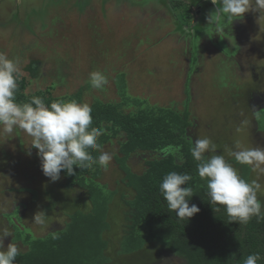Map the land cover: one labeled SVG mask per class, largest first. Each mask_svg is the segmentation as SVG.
Wrapping results in <instances>:
<instances>
[{
    "label": "rangeland",
    "instance_id": "rangeland-1",
    "mask_svg": "<svg viewBox=\"0 0 264 264\" xmlns=\"http://www.w3.org/2000/svg\"><path fill=\"white\" fill-rule=\"evenodd\" d=\"M120 1H117L118 5L114 11L109 7L105 8V19L97 1L90 2L92 5L84 9V13L82 9V12L72 8L66 9L61 14L58 13L59 17L53 27L54 33L49 30L50 26L46 30L35 28V36L33 32L19 33L21 30L17 26L13 29L7 26L3 29L1 26L0 52H6L9 58L17 59L21 70L26 67L30 58L42 61L37 77L29 79V93L53 86L54 97L70 96L89 83L91 72L100 71L106 76L108 83L102 89H94L90 85V91L84 95L83 100L88 104L92 103L93 98L105 102L114 101L117 98L114 91V73L118 67L128 75L125 81L132 95H146V92L150 91L153 95L150 97L151 102L170 104L175 113L178 109L182 112V101L180 104L175 102L176 86L168 83L158 92L154 83L157 82L156 79H171H168L167 75L157 74L155 79L148 73L162 68L166 58H169L173 51L175 54L180 51L178 45L172 44L178 38L176 22L185 23L187 26L196 23L200 17L195 12L197 5L205 7L204 3L210 4L211 1L124 0L128 1V4H120ZM80 4L84 7L83 1ZM252 14L256 16L255 20H264V13L254 11ZM248 15L250 16L248 13L245 20L250 21ZM256 34L263 49L264 24L261 33ZM166 42H171V45L165 46ZM182 52L181 50L179 53ZM212 53L213 60L208 61V57L206 59L205 55H201L202 59L198 63L197 73L202 74V78L196 81L194 88V92L195 89L198 92V98L191 102L189 121L193 126L190 125L186 129L184 137L186 140L191 137L193 141L209 137L216 144V154L224 155L240 176L246 172L245 168H248L247 181H258L262 185V190L257 195L264 205V175L252 171L248 165L236 162L234 157L228 154L229 150H235L237 142L246 147H264V134L258 135L256 125L251 121L254 112L264 110V88L257 87V82L253 84L245 79L244 82L236 79L238 71L232 79H229V76L228 79L225 78L226 75L220 70L224 55ZM256 53L257 55L255 52L253 54L255 57L260 55L259 52ZM173 61L172 57L170 67L176 74L183 67V61L179 59L175 64ZM135 71V75H130ZM221 84L225 87L220 86ZM118 140H111L103 148L113 154V159L107 171L100 167L102 172L98 179L101 184L116 190L108 219L111 228L116 226V230L114 233L105 234L107 240L114 244L128 231L120 195L130 193L120 181L124 174L114 160L119 150ZM37 151L30 147V137L20 129H16L11 136L0 134V233L6 229L14 237L7 216L20 215L22 225L34 237L41 238L51 231L63 228L68 216L74 212H87L90 209L87 194L83 189L76 186L65 189L62 187L65 181L61 176L58 181L52 182L43 174ZM146 157L140 153L133 154L126 161V166L131 171L140 172ZM39 211L46 214L44 225H37L32 221ZM11 241V236L5 237V247ZM16 242L23 251L24 245ZM157 249L146 245V248L133 255H124L118 252L117 245L112 246L107 251L110 258L108 264H171L168 258L172 255L164 250L159 253ZM175 260L179 259L174 257L173 264Z\"/></svg>",
    "mask_w": 264,
    "mask_h": 264
},
{
    "label": "trees",
    "instance_id": "trees-1",
    "mask_svg": "<svg viewBox=\"0 0 264 264\" xmlns=\"http://www.w3.org/2000/svg\"><path fill=\"white\" fill-rule=\"evenodd\" d=\"M121 3L128 4V1L121 0ZM28 86L29 82L21 77L18 102H26L32 96L42 97L46 103L60 98L84 102L83 97L91 88L89 82L70 96L54 97L53 86L34 93L27 91ZM125 87L124 83L119 87V103L93 98L90 105L92 126L104 130L98 140L103 148L111 140L119 139L114 160L124 174L120 181L130 192L120 195L128 231L115 244L107 240L105 234L116 230V226L111 228L108 221L116 190L98 181L102 172L99 166L93 169L74 166L73 175L61 171L60 176L65 181L62 187L83 189L90 209L74 212L68 216L63 228L41 238L34 237L26 228L28 233L17 230L14 237L25 249L17 257L16 264H108L107 251L116 245L118 252L124 255H133L146 245L157 247L159 253L164 250L184 264H243V258L254 252L264 256V220L258 222L253 217L246 224L230 222L223 206L219 212H214L208 202L206 181L198 176L197 162L184 137L190 125L188 113L180 118L170 108L160 107L159 103L153 105L131 97ZM169 145L183 147L180 153L165 155L163 150ZM89 151L94 157L99 155L92 149ZM138 153L148 158L142 163L140 172L131 171L126 161ZM171 171L186 172L193 177L190 183L195 194L189 203H195L200 211L189 220H181L175 212H170L160 195L159 184ZM245 171L241 177L247 180L248 169ZM258 264H264V260Z\"/></svg>",
    "mask_w": 264,
    "mask_h": 264
},
{
    "label": "clouds",
    "instance_id": "clouds-1",
    "mask_svg": "<svg viewBox=\"0 0 264 264\" xmlns=\"http://www.w3.org/2000/svg\"><path fill=\"white\" fill-rule=\"evenodd\" d=\"M211 3L217 8L206 14L207 27L211 28L212 35L221 38L227 36L230 40L225 30L233 21L249 11L264 13V0H211ZM21 75L18 60L0 52V134L11 136L16 129H20L30 137V147L38 150L41 170L52 182L60 179L62 170L67 175H73L74 166L79 169L99 166L107 171L113 154L105 151L98 142L104 130L92 126L91 105L63 98L46 103L44 98L38 96L18 102ZM89 82L92 88L102 89L108 80L102 72L93 71L89 75ZM259 114L260 111H256L257 118ZM187 140L191 156L197 162V174L206 181L208 202L214 212H219L220 206H223L230 222L246 224L253 217L258 222L264 220V205L257 195L262 185L258 181L245 180L224 155L216 154V144L211 138L193 141L188 137ZM182 147L169 145L163 152L165 155L180 153ZM89 149L99 155L94 157ZM228 154L236 162L248 165L252 171L264 175V147H246L237 142L235 150H229ZM192 180L189 173L171 171L159 184V192L167 209L175 212L181 220H189L200 211L195 203H189L195 194L190 183ZM32 221L44 225L45 212H37ZM8 236L12 237V241L5 247L4 238ZM56 238L53 234V239ZM21 252L22 249L10 232L5 229L0 233V264H16ZM261 260H264V256L254 252L243 258V264H258Z\"/></svg>",
    "mask_w": 264,
    "mask_h": 264
},
{
    "label": "flooded vegetation",
    "instance_id": "flooded-vegetation-1",
    "mask_svg": "<svg viewBox=\"0 0 264 264\" xmlns=\"http://www.w3.org/2000/svg\"><path fill=\"white\" fill-rule=\"evenodd\" d=\"M82 1L84 2V7H82L80 4ZM95 1H97L98 5H100L102 8L100 11L102 12L104 19V13L107 11L105 8L109 7L111 8V11H114V9L117 8L116 3L118 0H0V27L3 26L4 29V26H7V28L13 29L17 26L21 30L19 33L33 32L35 36V28H39V30H46V28L50 26L49 30H52L54 33L55 31L53 30V27L56 24V18L59 17V14L69 8H72L73 10L77 9L81 12L83 10L82 13H84L86 11L84 9H87L92 5L90 2ZM204 5L205 7H199V5H197L195 12L197 16L200 15V17H198L196 23L189 24L187 26L185 23L176 22V24L178 23L176 31L178 38L172 44L178 45L180 47V51L182 50L183 52L179 53L180 51L178 50V54H175V51H173V54H169L170 57L166 58V63L162 65V68L159 70L156 69L154 73H148L149 76H152V78L154 77L155 79L157 78L155 74L159 76L167 75L168 79H171L169 81L156 79L157 82L154 83L158 88V92L168 83H172L174 84L173 86H176L177 92H175L176 97L174 96L176 98L175 102L180 104L182 101V112L178 109L176 113L180 118H183L184 114L188 113L187 122L192 126L193 123L189 121L191 116L190 108L192 107L191 102L197 100L196 98H198V92L196 89L194 92V88L196 87V81H199V79L202 78V74L197 73L198 63L202 59L201 55H205L206 59L208 57L209 61L213 60L211 57L213 54L212 52H216L218 54L221 53V55H224V57L221 59L222 62H220V70L224 72V76L226 75L225 78L229 76V79H232L235 76V73L238 71V77L236 79L243 82L245 79V81L247 80L246 82L253 84L257 82V87L261 86L264 88V48L261 49L260 38L256 34L261 33L264 20H255L256 16L252 14L254 11H249L245 13L242 18L233 21L232 25H229L225 30L229 37L233 40V43L232 40H230L227 36L221 38L218 35H212V30L210 27H207L208 24L205 17L207 13L215 11L217 5H214L211 2L210 4L205 2ZM248 13L250 14V16H248L251 18L250 21L245 20V16H247ZM73 26L74 25L72 24V27ZM168 40L170 41V39ZM257 41L258 43H256ZM164 45L170 46L171 42L170 44L166 42ZM162 48L164 49L163 46ZM169 49L172 50V48ZM254 52L256 55V52H259L260 55L255 57V55H253ZM172 57L174 58L173 64H175L176 61L178 62L179 59L183 61V67L179 69V72H177L178 74H174V71L170 67L172 64ZM41 63L42 61L37 60L36 58H30L26 67L22 70L21 77L25 78L27 82L34 79L36 76L35 74H37V72L40 70ZM34 64L35 71L32 72L31 68ZM135 73L136 71L130 75H135ZM127 76L128 75L124 74V71L117 67V70L114 73V91L117 98L114 101L118 103L121 101L118 91L119 87L122 86V83L126 85L125 90L129 92L127 89V82L125 81V77ZM198 83L199 82H197V84ZM220 86L224 85L221 84ZM146 93V95L140 96L132 95L130 93V96L133 98H140V100L148 101L153 105L155 103H159L160 107L170 108L173 110L170 104L163 105V103L160 102H151L150 97L153 96L152 93L150 91H147ZM263 99L264 96L262 95V100ZM259 111L262 112L261 116L259 115V118H257L256 112H254V115L252 114L253 120L251 121H254V124L256 125L258 130L257 134L263 135L264 110L261 109ZM7 217L9 218V222L12 226L14 234L17 230L26 232L25 227L21 223L20 215ZM28 232L29 231L26 233ZM171 257L168 258L169 263L173 264L172 260L174 257ZM178 261L179 260H175L174 263L177 264Z\"/></svg>",
    "mask_w": 264,
    "mask_h": 264
},
{
    "label": "water",
    "instance_id": "water-1",
    "mask_svg": "<svg viewBox=\"0 0 264 264\" xmlns=\"http://www.w3.org/2000/svg\"><path fill=\"white\" fill-rule=\"evenodd\" d=\"M178 262L180 263L181 261L179 260Z\"/></svg>",
    "mask_w": 264,
    "mask_h": 264
}]
</instances>
